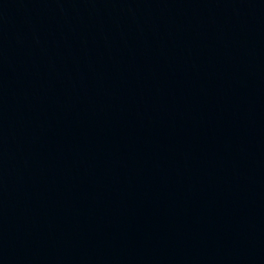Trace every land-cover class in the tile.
<instances>
[{
	"label": "water",
	"instance_id": "95a60500",
	"mask_svg": "<svg viewBox=\"0 0 264 264\" xmlns=\"http://www.w3.org/2000/svg\"><path fill=\"white\" fill-rule=\"evenodd\" d=\"M0 264H264V0H0Z\"/></svg>",
	"mask_w": 264,
	"mask_h": 264
}]
</instances>
